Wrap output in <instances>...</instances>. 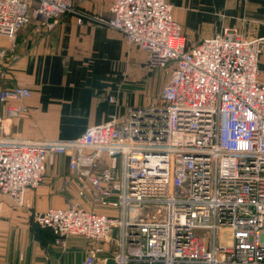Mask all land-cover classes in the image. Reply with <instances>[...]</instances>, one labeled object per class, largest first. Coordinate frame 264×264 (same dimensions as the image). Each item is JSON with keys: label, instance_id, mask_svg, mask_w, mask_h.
<instances>
[{"label": "built area", "instance_id": "2783aa9c", "mask_svg": "<svg viewBox=\"0 0 264 264\" xmlns=\"http://www.w3.org/2000/svg\"><path fill=\"white\" fill-rule=\"evenodd\" d=\"M70 11L72 0H0V33L14 39L34 20L53 29ZM110 11L97 21L151 67L172 66L161 104L75 138L30 139L8 131L7 119L22 117L28 108L17 102L32 90H1L0 194L29 206L26 192L64 154L76 198L33 215L56 244L112 241L117 264H264V36L225 29L189 47L170 0H112Z\"/></svg>", "mask_w": 264, "mask_h": 264}, {"label": "crops", "instance_id": "0c3cea01", "mask_svg": "<svg viewBox=\"0 0 264 264\" xmlns=\"http://www.w3.org/2000/svg\"><path fill=\"white\" fill-rule=\"evenodd\" d=\"M74 2L81 7L79 21L75 13H68L53 29L38 27L34 20L18 29L14 39L0 33V91L13 86H27L32 90L30 98L17 102L28 106L29 112L22 118L7 119L8 131L14 134L30 139H71L90 125L106 123L114 115L125 113L121 106L111 103L110 97H124L128 117L134 108L159 102H149L141 96L143 94L133 87L136 78H129L122 86L123 73L133 67L140 69L139 79L149 82L150 65L146 53L127 44L120 31L95 25L98 17L111 15L112 0ZM170 2L189 47L225 29L238 30L249 38L264 36V0ZM260 67L264 81V51ZM2 110L0 101V113ZM50 161L49 179L43 178L37 187L26 192V199L32 205L29 213L66 206L75 195L62 188L61 177L73 176L68 156L52 155ZM29 213L17 207L8 195L0 194V218L6 217L7 222L17 219L14 221L26 234L23 241L32 238V245H25L22 256L13 264H81L87 255L76 263L71 251H64L53 242L54 235L49 229L40 226L42 233L50 234L51 238L33 237ZM2 264L7 263L4 260Z\"/></svg>", "mask_w": 264, "mask_h": 264}, {"label": "rangeland", "instance_id": "374dc122", "mask_svg": "<svg viewBox=\"0 0 264 264\" xmlns=\"http://www.w3.org/2000/svg\"><path fill=\"white\" fill-rule=\"evenodd\" d=\"M80 8L81 7L77 6L75 4L74 0H72V11L66 12L62 16L66 15L68 13H75L77 15L78 21H79L78 11ZM61 17H60V19H61ZM101 18H105V17L101 16ZM94 23L97 26L112 28V27L108 26L106 23H103L102 21H97V19H96V21H94ZM112 29H114V28H112ZM124 39H125V37H124ZM125 41H126V39H125ZM127 44H128V42H127ZM187 44H188V42H187ZM134 47H138V46L135 45ZM146 60H147V57H146ZM122 61L127 64V61L124 59V57H122ZM260 61H261V56H260V60H259V66H260ZM149 67H150L149 68L150 69L149 70L150 71L149 77L151 78V80L149 82H145V80H142L143 78L139 79L138 76H139L140 69L138 67H133L131 69L127 68V71L125 73H123V79H122L123 84H122V86L126 84V82L128 81L129 78H136L137 83H134L135 85H133V87H135L137 91L141 92L143 94L141 96L144 97L147 101H149V102H158L159 101L156 105H160L161 104V97H159V93L161 92L162 87H164V85L169 80L168 78L170 77V72H171L172 66H167L164 68H153L151 66H149ZM160 81H162L161 86H160ZM109 100L112 101L111 103H113V105L116 103L115 105H117L119 107L121 106V109L125 113L128 112L127 104H126V101H124L123 96L121 98L117 97V99H115V98L113 99L112 97H110ZM27 108H28V110L22 115V117L29 112L30 109L28 106H27ZM125 113H123L121 115L120 114L114 115L113 117H111V120L106 121V123H116V124L123 123L126 120V118L128 117V115H126ZM16 135H19V134L16 133ZM19 136L23 137L21 135H19ZM24 138H26V137H24ZM50 138H52V137H49V138L48 137H42V139H50ZM53 139H63V138L53 137ZM51 159H52V156L50 157V159L47 162V171H46V174L44 176V179H47V180L49 179L48 178L49 177L48 164H50ZM70 176L71 175L63 176V177H61V180H62L63 190L67 189V190H65V192H70V194H72L73 192L75 193V195L71 196V198H70L71 201H73L76 198V187H75V185L71 184L69 186H66L64 184L65 179H72V177H70ZM25 199H26V195H25ZM12 201L17 207H21L24 211H26V213L27 212L29 213V210H31L30 208L32 207V205H31L30 201L27 199H26V202L30 204L29 206L19 205L13 199H12ZM32 212L29 213L30 220L28 221V219H27V221L33 226V227H31L32 228L31 234L33 235V237H35L37 239H39L40 237L45 238V239L48 237L51 238L50 234H47L46 232H45V234L42 233L44 231L41 230L40 225L34 220V216H33L34 213H32ZM6 219H7L6 217L0 218V264H2V262H4V260L6 261L7 264H13V262L16 260L17 257L22 256L23 247L25 245H27L29 247L32 245V238L30 236H28L31 238V241L24 242L23 239L26 236V234L21 230V227H19V223H16L14 221L17 219L10 220L8 222L6 221ZM10 219H12V218H10ZM24 219H25V217H24ZM34 225H36L38 228H35ZM40 232L43 236L40 234ZM53 242L55 243V240ZM97 246L103 247L104 251L101 252L102 253L101 255H97L96 263L101 264V262L104 259H106L105 264H115L114 256H115V253L117 252V246L112 241H95V240L88 239V238L81 237V236H70L68 241H67L66 247H62L59 245V247L64 251H71L72 256H73L76 263L79 262L80 260H82V258L84 256L92 253Z\"/></svg>", "mask_w": 264, "mask_h": 264}, {"label": "bare ground", "instance_id": "6f19581e", "mask_svg": "<svg viewBox=\"0 0 264 264\" xmlns=\"http://www.w3.org/2000/svg\"><path fill=\"white\" fill-rule=\"evenodd\" d=\"M106 254V253H105Z\"/></svg>", "mask_w": 264, "mask_h": 264}]
</instances>
